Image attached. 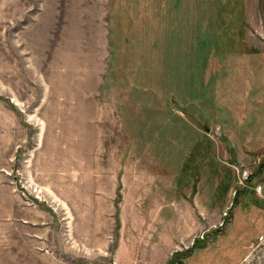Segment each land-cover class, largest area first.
<instances>
[{
	"label": "rangeland",
	"instance_id": "obj_1",
	"mask_svg": "<svg viewBox=\"0 0 264 264\" xmlns=\"http://www.w3.org/2000/svg\"><path fill=\"white\" fill-rule=\"evenodd\" d=\"M262 98L264 0H0V264H264Z\"/></svg>",
	"mask_w": 264,
	"mask_h": 264
},
{
	"label": "trees",
	"instance_id": "obj_2",
	"mask_svg": "<svg viewBox=\"0 0 264 264\" xmlns=\"http://www.w3.org/2000/svg\"><path fill=\"white\" fill-rule=\"evenodd\" d=\"M216 24H218L217 17H216ZM243 39L244 38H243L242 35L236 36L235 39L234 38L231 39V40H233L235 42V45H234V47H229V49L227 51H225V48L221 44L219 45V48H218V45H217V51L218 50H222L221 53H220V55H219V56H222L221 57V61H220L222 63H218L216 66H212V71L213 72L217 73L218 72L217 69H219L220 66H222L224 68L225 65H227L230 68L231 65H232V63H236V61H239L238 62V65L241 67L240 72L255 74V71H256V68L255 67L256 66L259 69V71L262 72V70H263V68H262L263 64H257V63H258L259 56L260 55H263V51L258 50L256 47H253L251 45H250V47L248 49H246L242 45V40ZM119 50H121V49H119ZM115 53L118 54V51L115 52ZM248 68H250L251 70H249ZM248 79H250V78H248ZM250 80H252V79H250ZM221 82H223V81H221ZM226 82H228V81H226ZM224 91H226V93L224 95H222L223 102H225L227 104V106L229 107V109H230V107H232V105H233V102L229 101L228 98H227V89H226V87H225V90ZM262 95H263V93H262ZM263 101H264V99L262 98L261 102H263ZM234 109H237V107H234ZM219 166H221V165H219ZM262 221L264 222V218L262 219ZM257 226L258 227H261V230L259 232L256 233L255 230H252V231H249V232L252 233L254 231L255 234H257V236H258V235H260L264 231V224L261 223L260 225L258 224ZM249 232H247L246 235ZM205 246L206 245L204 244V247ZM196 248H202V247L201 246H198V245L197 246L195 245V248L194 249H196ZM191 252L192 251H190V253ZM245 252H246V250L243 248V251H242L243 255L238 257L239 262L244 257ZM190 253L186 254L187 256H182V258L188 257L190 255ZM232 260L234 261L233 264H237L235 262V259H232ZM182 262L185 263L183 260H182Z\"/></svg>",
	"mask_w": 264,
	"mask_h": 264
},
{
	"label": "crops",
	"instance_id": "obj_3",
	"mask_svg": "<svg viewBox=\"0 0 264 264\" xmlns=\"http://www.w3.org/2000/svg\"><path fill=\"white\" fill-rule=\"evenodd\" d=\"M165 222H167L166 220H165ZM168 228H171V227H168ZM228 228V227H227ZM197 230H198V226H197ZM226 228H225V233H226ZM169 234H173V235H180L178 232H174L173 231V233L171 232V231H169ZM224 235V234H223ZM223 235H221V236H223ZM207 246V245H206ZM205 246V247H206ZM127 247H128V244H125L124 242L123 243H121V245H120V247H119V253H121V252H123V253H125L126 252V250H127ZM202 248H204V247H202ZM129 250V249H128ZM195 250V249H194ZM194 250L190 253V255L187 257V259L185 260V263H187V260H188V258L193 254V252H194ZM142 250H141V254H142ZM155 253V252H154ZM133 256H135V251H134V255ZM130 258H133V257H130ZM232 260V259H231ZM164 262H165V260L163 259V261H159V263L160 264H164ZM132 263H133V261H132ZM138 264V263H137Z\"/></svg>",
	"mask_w": 264,
	"mask_h": 264
},
{
	"label": "built area",
	"instance_id": "obj_4",
	"mask_svg": "<svg viewBox=\"0 0 264 264\" xmlns=\"http://www.w3.org/2000/svg\"><path fill=\"white\" fill-rule=\"evenodd\" d=\"M258 193H259L260 195H262V186H259V188H258Z\"/></svg>",
	"mask_w": 264,
	"mask_h": 264
}]
</instances>
